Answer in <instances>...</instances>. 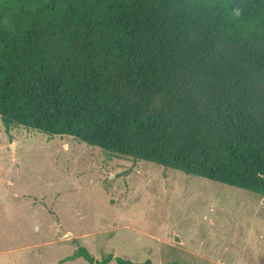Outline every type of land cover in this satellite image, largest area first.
<instances>
[{
	"label": "trees",
	"instance_id": "1",
	"mask_svg": "<svg viewBox=\"0 0 264 264\" xmlns=\"http://www.w3.org/2000/svg\"><path fill=\"white\" fill-rule=\"evenodd\" d=\"M0 120L264 196V0H0Z\"/></svg>",
	"mask_w": 264,
	"mask_h": 264
},
{
	"label": "rangeland",
	"instance_id": "2",
	"mask_svg": "<svg viewBox=\"0 0 264 264\" xmlns=\"http://www.w3.org/2000/svg\"><path fill=\"white\" fill-rule=\"evenodd\" d=\"M264 264V196L0 120V264Z\"/></svg>",
	"mask_w": 264,
	"mask_h": 264
}]
</instances>
